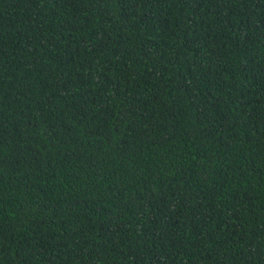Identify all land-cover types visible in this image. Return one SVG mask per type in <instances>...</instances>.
<instances>
[{
  "label": "trees",
  "instance_id": "1",
  "mask_svg": "<svg viewBox=\"0 0 264 264\" xmlns=\"http://www.w3.org/2000/svg\"><path fill=\"white\" fill-rule=\"evenodd\" d=\"M0 264H264V0H0Z\"/></svg>",
  "mask_w": 264,
  "mask_h": 264
}]
</instances>
